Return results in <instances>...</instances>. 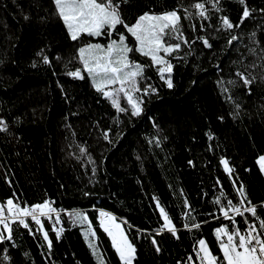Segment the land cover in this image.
Returning <instances> with one entry per match:
<instances>
[{
    "label": "trees",
    "instance_id": "16d2710c",
    "mask_svg": "<svg viewBox=\"0 0 264 264\" xmlns=\"http://www.w3.org/2000/svg\"><path fill=\"white\" fill-rule=\"evenodd\" d=\"M194 2L122 4L128 24L144 12L176 9L181 16L174 35L182 37L169 40L180 43V50L166 57L173 64L171 89L148 57L129 53L145 66L137 86L149 89L147 95L135 92L143 103L141 115L133 117L122 95L119 102L128 110L117 112L84 71L83 79L67 75L82 70L78 49L91 42L107 45L106 34L73 41L51 0H0V119L6 126L0 131V202L6 207L8 199L20 206L49 201L62 212L41 219L51 250L40 226L12 223V239L4 232L0 241V264H99L98 257L102 264H121L95 222L98 210L117 218L136 248L133 264H199V239L222 258L215 229L234 225L219 207L228 199L239 203V186L245 206L251 203L264 215V174L256 163L264 155V0H246L251 16L231 30L221 27L220 17L238 24L244 9L238 0H220L219 12L206 4L209 19H184L185 8L195 13ZM118 33L133 42L123 25L112 38L118 40ZM233 35L237 40L228 45ZM237 72L253 80L251 94ZM157 201L172 219L175 236L167 229L157 234L164 223ZM76 211L88 221L73 223L69 214ZM245 217L252 219L249 213L236 217L241 228ZM89 223L96 236L86 240ZM61 228L57 238L54 229Z\"/></svg>",
    "mask_w": 264,
    "mask_h": 264
},
{
    "label": "snow or ice",
    "instance_id": "6c2138e0",
    "mask_svg": "<svg viewBox=\"0 0 264 264\" xmlns=\"http://www.w3.org/2000/svg\"><path fill=\"white\" fill-rule=\"evenodd\" d=\"M51 2L55 7L54 15L58 16L63 22L73 41L81 39L84 35L99 37L106 34L109 37V42L106 46L98 43H88L80 47L78 49V56L83 69L70 71L67 75L75 79H83L81 71L87 72L95 90L108 98L111 101L112 107L117 112L128 110L122 107L119 102L120 94H123L127 104L130 106L131 115L133 117L140 116L143 101L134 98L133 93L143 91L147 95L149 92L148 88L141 89L137 86L138 78L143 77L145 66L132 61L129 58L130 52H138L142 56L148 57L152 62V66L157 67L160 78L167 87L171 89L174 86L171 77L173 64L166 57L178 52L181 47L180 43H169L170 39L178 40L182 37V34L174 35L179 32L181 21L178 10H166L159 14L144 12L137 17L134 23L128 24L122 16V4L126 3L127 0H51ZM238 2L244 5L240 22L234 24L227 16H221V27L223 29L231 30L234 27L238 28L243 24L245 19L251 16L252 10L247 7L246 0H238ZM206 4H211L212 9L217 12L221 11L220 0H202V2L201 0H197V2L191 5L195 13L185 8L184 12L186 15L183 18L189 19L192 15H197L200 18L209 19ZM25 19H28V17L25 16ZM118 25H123L127 34H130L135 39L136 45L134 47H129L126 43L124 33H118V40L112 38L113 33L117 31ZM252 35L255 36V33ZM198 39L203 41L205 47H212L207 39L203 37H199ZM235 40H237V37L235 35L231 36V39L227 41L228 45H232ZM250 52L255 54L254 49H250ZM38 55H41V53H38ZM43 63H49L47 56H43ZM166 73L168 75H165ZM236 75L243 81V85L249 88V94H251L250 86L253 80L248 79L247 76L240 72H237ZM261 79L264 80V77ZM228 83L235 85L237 82L230 80ZM116 85L118 87H112L109 90L110 86ZM220 119H223V117ZM5 130V121L0 119V131ZM105 138H107V133H105ZM211 138L209 134V139ZM80 151L84 153L85 149L81 148ZM220 163L224 165L225 172L231 173L227 160L222 159ZM256 163L259 165L260 171L264 172V155L260 156ZM93 172H95V169H93ZM237 194L241 197L238 204L228 199L226 205L219 207V212L223 217L230 220L231 224L234 225L232 227L222 225L215 229V236L220 253H222V258L211 250L209 244L204 239H199L197 241L198 249L196 250V260L199 261V264H264V215L251 203L245 206L247 197L244 193L243 185L239 186ZM221 195H223V192ZM214 203L220 205V198H217ZM185 205H187V201H185ZM157 208L160 209V216L164 221L162 227L157 230V234L167 229V231L175 236L176 229L173 221L158 201ZM54 211L55 209L52 208L49 201L32 206H20L12 199H8L6 201L5 213V203L0 202V225L3 226L2 230H0V241L5 239L4 232L8 233V240L12 239V223L29 228V224L26 222L27 217H31V220L40 226V230L43 231L41 218L49 217ZM245 213H249L252 219L249 220L245 217V227L241 228L238 225L236 217H243ZM69 215L73 223L79 222L82 224L88 221V217L82 212L76 211ZM55 223H60L59 218H57ZM99 227L110 238L112 247L118 254L121 264H133L136 248L120 224L116 223L115 217L108 212L101 211L99 213ZM193 227L199 228L200 225L195 224ZM63 230V228L59 230L54 229L57 238L60 237ZM43 235L44 240L48 242L49 250H51L52 242L49 240L48 233L43 231ZM89 235L92 237L96 236L95 231L92 230L91 223L88 224V230L84 233L86 240L89 238ZM152 242L156 244L155 240ZM89 247L93 249V254L95 255L96 249L93 244L89 243ZM156 250L159 252V247ZM188 259L189 261H193V257L191 256ZM98 262L102 264V260L99 257Z\"/></svg>",
    "mask_w": 264,
    "mask_h": 264
},
{
    "label": "built area",
    "instance_id": "2783aa9c",
    "mask_svg": "<svg viewBox=\"0 0 264 264\" xmlns=\"http://www.w3.org/2000/svg\"><path fill=\"white\" fill-rule=\"evenodd\" d=\"M55 209V208H54ZM101 211H105V212H108V211H106V210H98V212H97V215H96V217H95V222L99 225V213L101 212ZM5 213H6V208H5ZM62 212L61 211H59V210H57V209H55V211L54 212H52L50 215H49V217H42V218H46V219H51V218H53V217H57L59 214H61ZM108 213H110V212H108ZM111 215H113L112 213H110ZM114 216V215H113ZM115 217V216H114ZM41 218V219H42ZM115 219H116V217H115ZM26 222H29V223H34L32 220H31V217H27L26 218ZM3 226L2 225H0V228H2Z\"/></svg>",
    "mask_w": 264,
    "mask_h": 264
},
{
    "label": "rangeland",
    "instance_id": "374dc122",
    "mask_svg": "<svg viewBox=\"0 0 264 264\" xmlns=\"http://www.w3.org/2000/svg\"><path fill=\"white\" fill-rule=\"evenodd\" d=\"M130 35V34H129ZM131 36V35H130ZM132 37V36H131ZM132 40H133V42L132 41H130V42H128L127 40H126V43L129 45V47H134L135 45H136V41H135V39L132 37ZM91 43H93V44H101L102 46H106V44H102V43H99V42H91ZM138 53V52H137ZM140 54V53H139ZM161 55H163V53H161ZM129 58L132 60V57L130 56V54H129ZM150 60V59H149ZM132 61H135V62H138V61H136V60H132ZM150 62H151V60H150ZM139 63V62H138ZM152 63V62H151ZM141 64V63H140ZM82 65V64H81ZM142 65V64H141ZM82 69H83V65H82ZM85 72V71H84ZM85 74L88 76V73L87 72H85ZM88 78H89V80H90V82H91V84L93 85V83H92V80H91V78L88 76ZM94 87V86H93ZM112 87H118V85H116V86H110L109 87V90H111V88ZM95 88V87H94ZM120 95H122L123 96V94H120ZM133 96H134V98H135V92L133 93ZM263 174H264V172H263Z\"/></svg>",
    "mask_w": 264,
    "mask_h": 264
}]
</instances>
